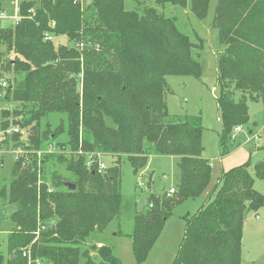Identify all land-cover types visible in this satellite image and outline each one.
Wrapping results in <instances>:
<instances>
[{
    "label": "trees",
    "instance_id": "trees-1",
    "mask_svg": "<svg viewBox=\"0 0 264 264\" xmlns=\"http://www.w3.org/2000/svg\"><path fill=\"white\" fill-rule=\"evenodd\" d=\"M209 2L154 0L162 9L167 3L189 5L199 18L206 16ZM137 3L128 10L124 0H21L19 18L0 26V45L14 54L0 66V73L13 72L11 81L0 86L1 99L20 104L11 118L25 129V135L8 139L34 151L27 164L21 156L14 159L10 182L0 187L3 205L14 206V227L0 264H27L21 255L25 249L32 264H77L80 257L88 264H121L102 244L99 261H93L92 246H86L93 232L118 221L121 155L134 172L151 155L178 158L174 192L151 195L147 208L134 215L131 240L137 263L147 257L173 205L206 195L199 210L184 219L172 264H241L244 219L264 205V196L253 188L249 164L220 170L212 181L200 116L169 117L164 100L166 76L200 77L203 39L196 34L195 41L190 39L174 16ZM212 24L223 46L216 103L224 150L231 130L248 121V100L261 98L264 105V0H217ZM62 37L67 44L56 43ZM52 113L64 119L53 130L48 121L42 128L41 120ZM5 114L2 124L9 120ZM62 134L65 143L57 141ZM97 153L116 158L101 173ZM59 167L70 177L61 175ZM253 170L264 179V158ZM64 182L75 183L76 189L68 190Z\"/></svg>",
    "mask_w": 264,
    "mask_h": 264
},
{
    "label": "rangeland",
    "instance_id": "rangeland-1",
    "mask_svg": "<svg viewBox=\"0 0 264 264\" xmlns=\"http://www.w3.org/2000/svg\"><path fill=\"white\" fill-rule=\"evenodd\" d=\"M140 1L155 6L154 0H124L125 8L128 10L137 8V2ZM216 1L210 0L206 16L203 18H199L191 12L189 5L182 8L173 7L167 3L164 4L163 9L160 6H155L164 15L174 16L177 28L186 33L190 39L195 41V34L203 39V45L199 52V61L202 66L200 77L179 74L166 76L168 89L164 100L169 117L186 114L200 116L203 155L212 163V181L220 170H228L248 163V170L254 178L253 188L264 196V179L255 177L253 170V164L264 158V105L261 98L248 100V121L241 125L240 131L231 130L230 136L226 140V149L222 150L219 146L222 125L218 117L216 103L219 92L217 68L219 53L223 46L219 41L218 30L212 24ZM0 8L6 14L12 13L9 0H0ZM7 20L0 19V26L7 23ZM49 36L52 39L53 36L51 34ZM56 43L67 44V41L62 37L58 38ZM13 57L12 52L7 51L4 45H0V66L4 61ZM0 76V79L11 81L13 72H2ZM2 96L3 92L0 90L1 119L3 121L7 112L10 116L7 124H1L0 127L11 126V123H14L11 118L12 112L16 108L20 109V104L2 101ZM62 118L64 119L63 114L52 113L48 118L41 120L40 126L44 128L48 121L50 130H53ZM8 138L0 143V159H2L0 187L10 182L14 156L17 148L21 149V146H13V141ZM57 141L67 142V136L62 134L57 138ZM52 148V146L48 147L50 150ZM101 159L109 166L116 158L114 155H104ZM177 160L178 158L174 155H151L147 165L134 172L127 157L121 155L119 162L121 203L118 221L111 222L104 230L95 231L88 237L86 246H92L89 255L93 261H99V242L104 248H109L121 264L173 263L183 237L184 219L199 210L205 202L206 195L178 201L173 205L171 214L165 220L147 257L140 263L135 261L131 235L134 229V215L147 208L149 197L163 193L167 196L169 195L167 191L171 187L176 188L178 183ZM57 171L63 176L70 177V173L63 167H59ZM13 209V205H3L0 199V254L4 256L7 255L5 239L8 232L14 227L10 219ZM247 215L241 238V264H264V205L255 212H248ZM28 250H23L21 255ZM77 264L88 263L85 258L80 257Z\"/></svg>",
    "mask_w": 264,
    "mask_h": 264
},
{
    "label": "built area",
    "instance_id": "built-area-1",
    "mask_svg": "<svg viewBox=\"0 0 264 264\" xmlns=\"http://www.w3.org/2000/svg\"><path fill=\"white\" fill-rule=\"evenodd\" d=\"M21 0H9L10 4H11V7H12V13L11 14H6L4 13L3 11L0 12V19H8V20H17L19 18L18 16V10H19V3H20ZM79 1L81 4H85L88 2V0H77ZM44 38L45 39H51V36H49L48 34H45L44 35ZM6 80H3V79H0V86L1 87H5L6 86ZM3 123L2 119H1V115H0V125ZM234 132H238L241 130V126H236L234 129ZM16 133H20L22 135H25V129L21 128L19 125L15 124V123H11V126H3V127H0V143H2L3 140H5L7 137H10L12 136L13 134H16ZM1 149V148H0ZM49 150V149H48ZM32 150H30L31 152ZM30 152H27L26 150L24 149H18L17 148V151H16V155L14 156L15 159H17L19 156H21L23 158V163L24 164H27L30 160H29V154ZM34 152V151H32ZM43 151H36L35 153L37 154V157H38V160H39V157L40 155L42 154ZM81 153V151L79 152ZM92 154H89L88 155V160H87V165L89 166L90 163L92 162L91 159L92 158ZM97 158H96V161H97V172L101 173L103 171H105L106 167H107V164L104 162V160L101 159V157H103L104 155L103 154H100V153H97L96 154ZM39 162L38 161V165H39ZM40 181H38L39 183ZM52 188L50 187L49 190H51ZM174 188L171 187L168 191V194L170 193H173L174 192ZM38 235V231L36 232V236ZM101 244H98V247L100 246ZM26 259H27V264H32V259L29 255V250L27 252H23V255ZM35 264H41L40 262H36Z\"/></svg>",
    "mask_w": 264,
    "mask_h": 264
},
{
    "label": "water",
    "instance_id": "water-1",
    "mask_svg": "<svg viewBox=\"0 0 264 264\" xmlns=\"http://www.w3.org/2000/svg\"><path fill=\"white\" fill-rule=\"evenodd\" d=\"M64 186L71 191H74L76 189V184L73 182H64ZM257 215V214H256ZM14 257V256H12Z\"/></svg>",
    "mask_w": 264,
    "mask_h": 264
},
{
    "label": "crops",
    "instance_id": "crops-1",
    "mask_svg": "<svg viewBox=\"0 0 264 264\" xmlns=\"http://www.w3.org/2000/svg\"><path fill=\"white\" fill-rule=\"evenodd\" d=\"M1 9H2V8H1ZM213 166H214V164H213ZM168 191H169V190H168ZM168 191H167V192H168ZM247 216H248V215L246 214V217H245V219H244V223H245L246 220H247Z\"/></svg>",
    "mask_w": 264,
    "mask_h": 264
}]
</instances>
